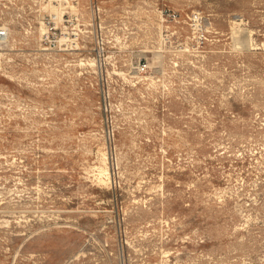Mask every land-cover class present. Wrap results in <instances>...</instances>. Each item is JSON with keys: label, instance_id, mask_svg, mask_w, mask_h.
Wrapping results in <instances>:
<instances>
[{"label": "rangeland", "instance_id": "374dc122", "mask_svg": "<svg viewBox=\"0 0 264 264\" xmlns=\"http://www.w3.org/2000/svg\"><path fill=\"white\" fill-rule=\"evenodd\" d=\"M103 3L152 22L159 8L201 11L210 32L197 56L228 74H191L220 81L184 87L187 126L176 120L162 139V127L137 124L129 98L115 94L126 110L104 112L95 74L38 86V74H4L0 50V264H65L94 229L109 247L167 237L186 264H264V0Z\"/></svg>", "mask_w": 264, "mask_h": 264}, {"label": "built area", "instance_id": "2783aa9c", "mask_svg": "<svg viewBox=\"0 0 264 264\" xmlns=\"http://www.w3.org/2000/svg\"><path fill=\"white\" fill-rule=\"evenodd\" d=\"M138 11L130 6L120 11L103 0H0V50L10 66L4 74H38V86L58 82L61 75L95 74L104 112L126 110L123 103L114 108L115 94L129 98L137 124L162 127L163 139L176 120L179 129L187 126L184 87L205 91L220 81L218 75L191 74H228L229 66L219 60L209 66L205 55L197 56L210 32L201 11L159 8L155 22L150 14L137 17ZM155 30L166 33L154 38ZM85 233L89 246L65 264H186L181 251L165 245L167 237L153 232L137 233L133 246L120 239L117 247H109L111 241L97 229Z\"/></svg>", "mask_w": 264, "mask_h": 264}, {"label": "bare ground", "instance_id": "6f19581e", "mask_svg": "<svg viewBox=\"0 0 264 264\" xmlns=\"http://www.w3.org/2000/svg\"><path fill=\"white\" fill-rule=\"evenodd\" d=\"M237 21V20H236ZM234 24H236V22H233ZM238 23V22H237ZM240 23V22H239ZM233 24V25H234ZM233 25H231V26H233ZM240 25V24H239ZM238 25V26H239ZM233 28V32H234V34H235V41H236V43H241V44H243V46L245 45L246 47H248V48H250L252 45H253V43H251V38H250V32H249V30L247 31V29H243V28H237L236 26L235 27H232ZM241 33L243 34L244 33V36H237V35H241ZM234 37V36H233ZM242 46V47H243ZM101 145V144H100ZM99 145V146H100ZM103 145V144H102ZM101 145V146H102ZM104 147V146H103ZM101 148V147H100ZM101 150H102V148H101ZM106 150V149H105ZM100 151V150H99ZM104 151V150H103ZM101 157H102V155H100ZM98 157V156H97ZM103 162L105 161L106 162V160H108V159H106V154L105 153H103ZM101 159V158H100ZM99 159V160H100ZM105 164V163H104ZM107 164H108V162H107ZM97 166V165H96ZM107 166L108 165H104L103 167H101V169H102V171H106L107 172ZM97 169V168H96ZM99 170V169H98ZM95 171V170H94ZM106 174V173H105ZM95 175H96V173H95ZM107 175H110V174H108L107 173ZM97 176H98V172H97ZM102 176V175H101ZM111 178V177H110ZM109 178V179H110ZM100 179H102V178H100ZM99 179V180H100ZM108 179V180H109ZM103 180H105V179H102L101 181L103 182ZM111 180V179H110ZM105 183H106V180H105Z\"/></svg>", "mask_w": 264, "mask_h": 264}]
</instances>
